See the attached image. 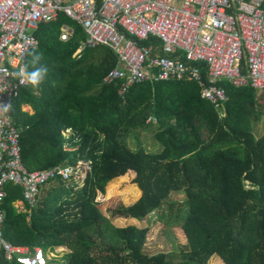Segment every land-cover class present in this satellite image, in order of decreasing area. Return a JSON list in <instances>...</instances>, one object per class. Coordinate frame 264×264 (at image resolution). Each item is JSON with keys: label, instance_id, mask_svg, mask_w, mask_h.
I'll list each match as a JSON object with an SVG mask.
<instances>
[{"label": "trees", "instance_id": "obj_1", "mask_svg": "<svg viewBox=\"0 0 264 264\" xmlns=\"http://www.w3.org/2000/svg\"><path fill=\"white\" fill-rule=\"evenodd\" d=\"M63 24L73 28L67 40L59 37ZM35 35L38 46L25 66L46 72L38 86L18 92L11 109L22 162L34 170L82 158L90 171L80 189L70 192L75 182L57 178L36 206L21 210L14 205L21 187L6 183L4 238L45 253L65 247L64 264H264V92L219 80L227 95L222 116L194 81H141L119 94L120 80L102 82L117 64L109 48L84 47L72 56L85 38L75 21L59 13ZM149 116L156 122L146 123ZM149 124L158 143L152 151L137 132ZM129 171L141 194L110 216L142 219L158 211L175 233V252L145 253L148 227L116 226L100 211L95 194ZM172 191L183 198L168 201Z\"/></svg>", "mask_w": 264, "mask_h": 264}, {"label": "built area", "instance_id": "obj_2", "mask_svg": "<svg viewBox=\"0 0 264 264\" xmlns=\"http://www.w3.org/2000/svg\"><path fill=\"white\" fill-rule=\"evenodd\" d=\"M59 13L85 33L73 57L84 47L100 45L114 53L117 64L102 82L120 80L119 94L141 81H194L200 96L222 116L227 95L219 80L264 92V0H0V259L8 262L48 264L49 258L40 246L4 238L6 183L21 187L22 199L14 202L21 210L25 203L37 205L45 184L57 178L82 180L90 171V161L84 177L77 163L28 170L11 114L15 97L28 84L18 68L38 46L35 31ZM72 33L70 25H61V40ZM145 122L156 119L149 116Z\"/></svg>", "mask_w": 264, "mask_h": 264}, {"label": "rangeland", "instance_id": "obj_3", "mask_svg": "<svg viewBox=\"0 0 264 264\" xmlns=\"http://www.w3.org/2000/svg\"><path fill=\"white\" fill-rule=\"evenodd\" d=\"M22 108L24 110H28L29 112H32L31 108L27 105H23ZM263 121L256 123L254 126L255 134L258 135L262 131ZM155 129V124H149L145 128H139L137 129V132L140 134V137L142 139L143 144L145 145L146 149L148 150H156L158 148V143L153 138V131ZM72 131L70 129H66L62 131V134L65 137H68ZM127 143L130 147L133 146L132 141L130 138L127 139ZM77 166L81 170V176L84 177L85 169L86 168L87 161H84L82 158H79L77 160ZM77 168V167H76ZM78 168V169H79ZM80 176V177H81ZM134 176L133 171H129L124 176L114 178L109 182V184L106 187V191L104 194H101L97 192L95 194V200L98 202V206L100 211L105 214L109 220L116 226H124L126 224L132 223L136 224L138 226H146L148 227V231L146 234V240L143 246V250L145 253L148 254H154L157 252H175L178 250L177 246V239L175 236V233L173 229L166 224L163 220H160L158 218V211H153L147 214L142 219L133 218V217H120V216H110V210L112 208L117 207L118 205L122 203H131L134 200H136L140 194L141 191L139 187L132 181ZM84 179L78 180L73 179L75 182V186L73 187L70 192L75 191L76 189H80L84 183ZM67 183V182H66ZM55 186L56 183L52 182L50 185H48L50 188L42 189L41 196H46L47 189H51V186ZM69 185V184H67ZM57 186V185H56ZM40 196V197H41ZM183 198V193L179 191H172L169 196V200H180ZM168 203V202H167ZM164 203L163 207L166 208V204ZM58 248V247H57ZM55 250V249H54ZM58 253L53 251V254H56L55 257H50L51 254L48 252L46 253L47 257L50 259L48 260V264H64V253L67 251L65 247H62L60 250L58 249ZM179 260V257H176L174 260ZM208 264H215L213 262H209Z\"/></svg>", "mask_w": 264, "mask_h": 264}, {"label": "clouds", "instance_id": "obj_4", "mask_svg": "<svg viewBox=\"0 0 264 264\" xmlns=\"http://www.w3.org/2000/svg\"><path fill=\"white\" fill-rule=\"evenodd\" d=\"M45 72L46 69L44 68H35L32 71H27V67L25 65H21L18 68V74L34 87L39 85V82L43 78Z\"/></svg>", "mask_w": 264, "mask_h": 264}, {"label": "crops", "instance_id": "obj_5", "mask_svg": "<svg viewBox=\"0 0 264 264\" xmlns=\"http://www.w3.org/2000/svg\"><path fill=\"white\" fill-rule=\"evenodd\" d=\"M61 248H62V247L55 248L54 252L58 253V252H59L58 249L60 250ZM50 254H51L50 257H55V256H56V254H53V252H50ZM50 257H49V258H50Z\"/></svg>", "mask_w": 264, "mask_h": 264}]
</instances>
